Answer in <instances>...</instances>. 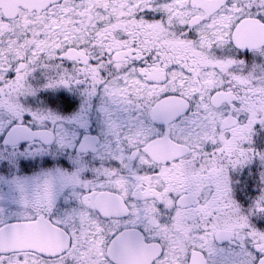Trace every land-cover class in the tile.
<instances>
[{"label":"snow or ice","instance_id":"obj_1","mask_svg":"<svg viewBox=\"0 0 264 264\" xmlns=\"http://www.w3.org/2000/svg\"><path fill=\"white\" fill-rule=\"evenodd\" d=\"M0 264H264V0H0Z\"/></svg>","mask_w":264,"mask_h":264}]
</instances>
